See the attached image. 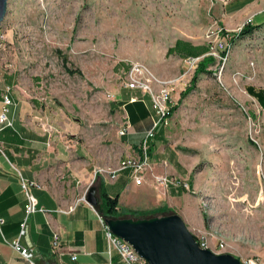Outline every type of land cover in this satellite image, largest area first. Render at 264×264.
Listing matches in <instances>:
<instances>
[{"label": "rangeland", "instance_id": "1", "mask_svg": "<svg viewBox=\"0 0 264 264\" xmlns=\"http://www.w3.org/2000/svg\"><path fill=\"white\" fill-rule=\"evenodd\" d=\"M256 23L262 26L253 34L241 35L245 25ZM0 38V86L15 97L8 111L13 126L0 132L8 157L31 146L21 141L20 117L30 132L49 125L37 124L36 117H51L63 123L47 132L65 131L71 146L93 154L102 169L118 168L127 119L120 102L138 95L125 83L130 64L140 62L179 82L166 143L164 124L149 141L159 153L157 163L174 164L159 150L162 144L183 156V175L170 165L165 175L194 183L164 188L154 179L157 200L143 197L153 201L144 216L194 207L205 248L264 258V106L249 89L264 90V0H9ZM179 38L206 46L208 53L196 57L195 66H183L171 50ZM64 56L67 67L80 73L68 72ZM207 56L213 57L207 71L187 92ZM138 92L140 104L149 107L151 129L158 115L150 95ZM90 179L99 188V176L92 172Z\"/></svg>", "mask_w": 264, "mask_h": 264}, {"label": "crops", "instance_id": "2", "mask_svg": "<svg viewBox=\"0 0 264 264\" xmlns=\"http://www.w3.org/2000/svg\"><path fill=\"white\" fill-rule=\"evenodd\" d=\"M178 40L180 42L177 45L174 43L171 50L172 55L176 59L179 58V62H184L183 66L187 65L186 58L202 57L208 53L206 46H195L192 41L187 39L179 38ZM187 45L189 46L188 52H182V47ZM4 88L0 86L2 102ZM138 91H133V93L139 95ZM11 97L15 101L13 93H11ZM139 104L140 99L134 102H131L130 99L126 103L120 102V105L127 109L125 114L127 119L125 120L132 123V128L129 133L122 136L126 147L120 156L119 163L123 158L141 152V141L145 137L147 129L151 127L150 117H146L149 107ZM130 105L132 108L128 109ZM36 118L37 124L40 125L53 126L63 123L51 117ZM11 119L15 121L14 115ZM20 119L22 122L21 141L27 139L30 142V148L27 150L13 148L11 157L6 154L7 160L0 153V216L5 220L2 225V233L0 232V264H31L11 244L19 237L20 228L25 218L27 196L22 186L21 177L30 182V191L45 209L44 212L32 214L28 220L35 264H110L111 261L120 264L122 258L116 250L113 251L110 258L106 228L100 219L102 216L96 207L89 204L87 200H83V196L87 195L92 184L89 181L92 172L99 176L100 186L99 188L96 186L99 198L102 190L107 191L111 196L120 193L118 204L120 211L133 216H144L146 209H150L151 205L149 204L157 200L152 187L154 186V174H165L164 171L171 174L170 165L180 175H183L185 164L182 154L176 149L162 144L159 150L164 153L168 152L170 157H174V164H170L167 160L161 164L157 163L155 160L159 153L154 151L153 142L150 145V169L145 174L143 183L136 184L131 176L132 171H120L115 178H112L111 171L117 167L108 165L107 173H104L106 169L99 166V162L95 160L93 154L80 147L73 148L71 146L72 139L66 135L65 131L55 133L47 132L45 128L43 130L37 128L34 132H30L27 131L26 118L20 117ZM167 126L162 137L164 143L168 138ZM63 128L65 129L66 126ZM14 136L17 137L16 133ZM0 140L4 142L2 138ZM12 141L14 142V140ZM188 181L193 187V180L188 179ZM121 187H123L122 190H120ZM180 188L183 189L182 186ZM143 197L154 198L152 201L144 200ZM122 199L125 203L124 207L120 205ZM137 205L141 210L133 208ZM194 210L196 208L189 207L184 212H180V215L190 231L197 236V232H202V224L194 219ZM55 232H58L61 237L59 249H54L52 244ZM21 243L27 245L25 237L21 238ZM75 255L76 258H74ZM259 258L264 263V258Z\"/></svg>", "mask_w": 264, "mask_h": 264}, {"label": "built area", "instance_id": "3", "mask_svg": "<svg viewBox=\"0 0 264 264\" xmlns=\"http://www.w3.org/2000/svg\"><path fill=\"white\" fill-rule=\"evenodd\" d=\"M1 40V38H0ZM218 49L225 51V44L220 43ZM198 58L189 57L186 59V62L190 67L195 66L198 62ZM177 79H168L163 78L157 75L151 68L140 63L132 62L127 72V81L125 87L131 90H139L144 94H149L152 99L153 108L155 109L158 118L154 120L153 127L148 130L145 137L141 141V152L134 153L123 158L120 161L118 168L111 171V177L115 178L120 171L131 169V176L134 179L136 184H142L145 174L150 169L151 157H150V138L155 135L157 127L161 124L165 126L170 124L171 121V112L172 107L176 105L174 101L173 94L177 89ZM3 109L0 112V132L9 126H13V120L9 117L8 111L9 106L13 104V99L11 97V90L8 87L3 92ZM137 96H132L130 98L131 102L138 101ZM50 125L45 128L46 131L50 130ZM132 128V123L129 120L124 122L120 134L126 135L130 132ZM0 152L6 157V152L4 150V144L0 140ZM22 178V186L26 192L27 203L25 205V218L20 228L19 237L14 240L11 244L13 248L26 260L30 261L31 264H35L33 261L34 257V248L33 244L30 241V234L28 228L29 217L37 212H44L45 209L39 204L37 197L30 191V182L24 177ZM154 179L158 185H162L164 188H167L170 184L176 186H182L185 189L189 188V183L186 180H180L178 178L170 177L165 174H155ZM1 195V191H0ZM83 200L86 201V195L83 196ZM102 223L106 228V237L108 240V252L110 258L113 255V251L116 250L123 261L126 264H149L130 244L128 241L120 238L115 235L107 226V223L103 217L100 218ZM5 220L0 216V232L2 233V225ZM25 237L27 240V245L21 243V238ZM6 240V239H5ZM201 247L205 248L206 243L201 240ZM53 247L54 249H59L61 246V237L58 232H55L53 235ZM76 258V255L74 256ZM242 260L243 264H264L263 261L258 256L245 257ZM110 264H117L111 261Z\"/></svg>", "mask_w": 264, "mask_h": 264}, {"label": "water", "instance_id": "4", "mask_svg": "<svg viewBox=\"0 0 264 264\" xmlns=\"http://www.w3.org/2000/svg\"><path fill=\"white\" fill-rule=\"evenodd\" d=\"M9 0H0V27L8 11ZM89 204L99 202L96 186L86 195ZM108 228L128 241L149 264H243L231 253H215L201 247L183 217L178 213L150 217L105 219Z\"/></svg>", "mask_w": 264, "mask_h": 264}, {"label": "trees", "instance_id": "5", "mask_svg": "<svg viewBox=\"0 0 264 264\" xmlns=\"http://www.w3.org/2000/svg\"><path fill=\"white\" fill-rule=\"evenodd\" d=\"M262 26V24H247L243 27L241 35H251L255 32V30L259 29ZM240 36V35H238ZM225 54V52H224ZM64 60V64L66 65V68L68 70L69 73L71 74H75V73H80L79 69H73L70 67H67V62L68 59L66 56L63 57ZM213 60V57L211 56H207L205 57L199 64V68L196 71V74L194 75V78L192 80V84L186 88L187 92L191 91L194 87H196L197 85V81H198V74L201 71H207V65L208 63H210ZM250 91L252 93H254L256 95V97L258 98V100L260 101V103L264 106V90H259V91H255L252 87L249 88ZM184 95L186 94V91L183 93ZM178 108L177 105H174L172 107V112L171 114H173L175 112V110ZM95 186V185H93ZM119 197H120V193H117L113 196L109 195L107 193V191L102 190L101 191V197L99 198V202L96 206V209L98 210V212L100 213V215L104 218H119V217H135V218H139V217H150L151 215L148 216H133L131 214H127L125 212H122L119 210L118 204H119ZM197 238V236H196ZM198 239V238H197ZM199 241V239H198ZM199 243H201L199 241Z\"/></svg>", "mask_w": 264, "mask_h": 264}]
</instances>
